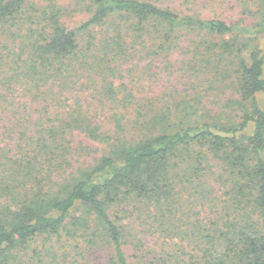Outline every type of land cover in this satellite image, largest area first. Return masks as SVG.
I'll return each instance as SVG.
<instances>
[{
	"label": "trees",
	"instance_id": "trees-1",
	"mask_svg": "<svg viewBox=\"0 0 264 264\" xmlns=\"http://www.w3.org/2000/svg\"><path fill=\"white\" fill-rule=\"evenodd\" d=\"M75 2L0 0V264H264V0Z\"/></svg>",
	"mask_w": 264,
	"mask_h": 264
},
{
	"label": "rangeland",
	"instance_id": "rangeland-1",
	"mask_svg": "<svg viewBox=\"0 0 264 264\" xmlns=\"http://www.w3.org/2000/svg\"><path fill=\"white\" fill-rule=\"evenodd\" d=\"M39 2H47L49 0H36ZM58 4L65 6L70 12L72 10H74V5H75V1L76 0H55ZM245 6V5H244ZM219 11V18L221 19H225L227 21H237L239 22L241 25L243 26H249L250 29L254 30L252 28V26L254 25V19H252L251 17L249 18L248 15L242 14L243 12V6L241 5H235V7H232L230 5H226L224 6L222 9L218 10ZM204 13V12H203ZM89 18L87 13H80V14H73L71 15L69 18H67V25L71 26V27H76L79 26L80 23L86 21ZM249 18V19H248ZM246 21V22H244ZM248 40L246 41H253L256 44H258L263 50H264V35H255V34H249V37H247ZM254 46V44H253ZM144 66V65H143ZM140 77V87L141 89H143L144 91L148 92V85H149V79H151V77H147V76H139ZM156 82H155V89L154 91H161L163 92L164 90H167V88H169V91H172L174 93H179L181 91H186V87L184 85V82L177 77L176 78V83L174 82L173 78L169 77L168 75H164L161 74L159 78H155ZM165 93V92H163ZM220 94L216 92V94H213L210 96V98L208 100H205L204 102L207 104V106H209V108L214 109V111H219L218 107H220V103L222 102L223 98L221 96H219ZM93 146V145H92ZM94 147V146H93ZM94 149L96 150V156L100 157L102 152H100V150L97 147H94ZM123 217H125V215H123ZM128 226L129 232L131 234V237H129L128 240L130 239H135V237H138L140 240H142L145 245L148 248H154L155 251H160L161 248L163 247V245L165 244L162 240H159V237L157 235H152L151 233H149L146 229V227H144L143 222L141 219L138 218H131L129 220H124ZM134 237V238H133ZM166 247V245H165ZM70 249V248H69ZM167 250H168V246H167ZM71 251V249L69 250ZM65 253H68V250L63 251L62 255H64ZM94 254H89L86 253L85 256V260L82 261H86V259L88 257L91 256L90 261L91 264H99L97 262L98 258V254L95 256H92ZM37 263V261H36Z\"/></svg>",
	"mask_w": 264,
	"mask_h": 264
}]
</instances>
